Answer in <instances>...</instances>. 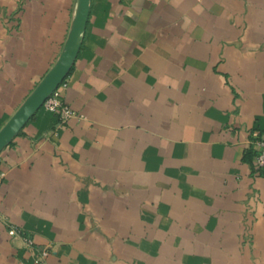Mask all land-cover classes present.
I'll return each instance as SVG.
<instances>
[{
  "label": "crops",
  "instance_id": "crops-1",
  "mask_svg": "<svg viewBox=\"0 0 264 264\" xmlns=\"http://www.w3.org/2000/svg\"><path fill=\"white\" fill-rule=\"evenodd\" d=\"M76 9L0 0V129ZM65 82L0 153V264H264V0H91Z\"/></svg>",
  "mask_w": 264,
  "mask_h": 264
},
{
  "label": "water",
  "instance_id": "water-1",
  "mask_svg": "<svg viewBox=\"0 0 264 264\" xmlns=\"http://www.w3.org/2000/svg\"><path fill=\"white\" fill-rule=\"evenodd\" d=\"M91 9V0H77L76 13L64 49L22 105L0 129V153L25 124L42 108L45 100L68 76L79 53Z\"/></svg>",
  "mask_w": 264,
  "mask_h": 264
},
{
  "label": "built area",
  "instance_id": "built-area-1",
  "mask_svg": "<svg viewBox=\"0 0 264 264\" xmlns=\"http://www.w3.org/2000/svg\"><path fill=\"white\" fill-rule=\"evenodd\" d=\"M67 83L65 80L59 85L57 89L45 100L42 107L47 111H50L57 115L62 121L78 116V114L72 109V107L66 103L63 99L61 92L62 88H65ZM81 116V115H80ZM251 152L253 154V170L256 175H264V133L260 131H254L250 141ZM6 175V172L0 167V182ZM12 234L19 235L26 246L34 245V239L30 233H25L16 227H11ZM50 250L48 247L40 248L38 257L39 264H45V259L48 257Z\"/></svg>",
  "mask_w": 264,
  "mask_h": 264
}]
</instances>
